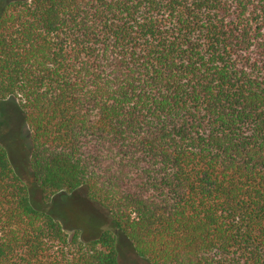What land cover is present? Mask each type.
I'll use <instances>...</instances> for the list:
<instances>
[{
    "label": "trees",
    "instance_id": "obj_1",
    "mask_svg": "<svg viewBox=\"0 0 264 264\" xmlns=\"http://www.w3.org/2000/svg\"><path fill=\"white\" fill-rule=\"evenodd\" d=\"M5 99L44 202L115 228L70 237L0 143V264H264V0H6Z\"/></svg>",
    "mask_w": 264,
    "mask_h": 264
},
{
    "label": "rangeland",
    "instance_id": "obj_2",
    "mask_svg": "<svg viewBox=\"0 0 264 264\" xmlns=\"http://www.w3.org/2000/svg\"><path fill=\"white\" fill-rule=\"evenodd\" d=\"M5 1L0 0V12ZM29 130L20 103L11 99L0 100V143L8 151L16 172L28 185L34 206L58 218L70 237L79 235L82 240H89L106 229H114L115 222L110 212L92 200L85 188L59 192L50 203L44 202L30 168ZM118 250L121 264H151L134 251L122 233H119Z\"/></svg>",
    "mask_w": 264,
    "mask_h": 264
}]
</instances>
